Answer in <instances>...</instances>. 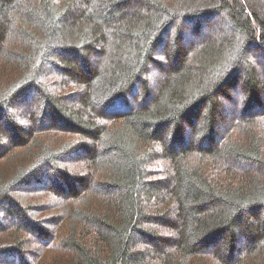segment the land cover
I'll use <instances>...</instances> for the list:
<instances>
[{
	"label": "trees",
	"instance_id": "trees-1",
	"mask_svg": "<svg viewBox=\"0 0 264 264\" xmlns=\"http://www.w3.org/2000/svg\"><path fill=\"white\" fill-rule=\"evenodd\" d=\"M0 126V264H264V0H0Z\"/></svg>",
	"mask_w": 264,
	"mask_h": 264
},
{
	"label": "rangeland",
	"instance_id": "rangeland-1",
	"mask_svg": "<svg viewBox=\"0 0 264 264\" xmlns=\"http://www.w3.org/2000/svg\"><path fill=\"white\" fill-rule=\"evenodd\" d=\"M81 7H82V4H77L75 6V9H74L73 14L75 15V13L77 12V10H79ZM124 10H126V9H124ZM238 36H240V35H238ZM187 45L188 44H186V46ZM160 51L161 50H158V52H160ZM93 62H94V60H92L91 63L94 64ZM46 70H48V69L47 68H41L39 70L40 71L39 74H41V72H45ZM146 74L149 76L148 78H146V80L149 81V82H151L154 77H157L159 75L158 71H156V69L154 68V65H150L149 70H148V72ZM259 75H260V72H259ZM259 79H261V78L259 77ZM57 80H58L57 77H56V80H54L52 76H50V75L47 76L46 77L47 88H49L50 90H53L54 89L53 86H55L54 85V82H56ZM232 91H235V89L231 90L230 92H232ZM233 94L235 95V98L237 97V95H240L239 92H237V93L236 92H233ZM153 95H155V94H153ZM126 98H127V101L129 102V105L128 106H133L134 105V102H132L130 100L131 97H129L127 95ZM113 106H116L118 108V110H120V109H124L123 107L125 105H120L118 102H114ZM256 107H257V105H255V107H253L251 109V111L253 110V113H255L256 111L260 110L259 108H256ZM109 110H113V114H115L114 107H109ZM32 111H34V108H33V101H31V100H29L28 102H27V100H25V103H22V102H20V103L12 102V105H11V108H10V113L13 116L14 120H20V123H23L24 124V125H21L24 128H28L30 126V124L28 123V120L27 119L30 118V114L32 113ZM240 114H242V113H240ZM22 116L26 117V119L23 118ZM99 121L100 122H105L100 117H99ZM258 123L261 124L260 122H258ZM259 127L261 128V125ZM263 128H264V126H263ZM3 132H4V130L2 129V126H0V133H2L3 135H7L6 132H4L5 134ZM215 134H216V132H215ZM185 135H186L185 141L190 140V138H191L190 136L191 135H190V132L187 131V129H186ZM244 138L245 137H238V139H240V140H243ZM0 140H1V138H0ZM86 145H88V143H86ZM185 145H186V143H185ZM185 145L183 144V148H184ZM78 153H79V151L77 150V154ZM159 153H162L163 154V151H161V152L159 151ZM77 154L75 155L76 156L75 163H73V162L70 163V168H71V171L72 172L75 171V170H79L80 169L79 167L82 165V161L85 159V155H82V154H78L77 155ZM9 156L10 155L7 154L6 156L3 157L2 160H0V167L3 165V160L6 159ZM162 160H163V162L160 163L159 162V159L156 156H154L153 157V161L154 162H152L151 164H153L155 167L159 168V170H161V172L164 174V177H161L158 180L163 179L165 177H168L169 179H168V181L166 183H168L171 186H173L174 185V182L171 179L172 178L171 176H173L175 174L174 171H173V168L170 165L169 160H167V157H163ZM234 163H235V165H238V166L239 165L240 166L242 165L241 162H239V161H234ZM144 166L145 165H143V167ZM96 169H98V168L96 167ZM83 172H85V171H83ZM87 176L89 177V174H87ZM51 186H52V181H49V180L48 181H45V182H40L39 184H36L35 182H31L27 186H24V187L22 186V188L27 189L28 191H30V193L26 192V193L20 194V196L22 195L21 196V199L24 200L26 206H30L31 204L38 202L40 199L45 198L46 195H47V194H44V192H36L35 189H42L43 191H45V190H48ZM64 188L67 189L66 187H64ZM29 211H30V209H29ZM33 214L35 216H38L40 214V212H33ZM176 214H178V212L177 213L176 212H171V219H173L174 222H178L177 224L179 225L180 219L178 218V216ZM158 231L161 232V233H163V234H167V235H169V236H171L172 238H175V239L177 237V236L174 235L173 232H170L169 233V230H166V229H161V230H158ZM0 237H1V234H0ZM2 238L3 239H0V240L9 239L5 235H3ZM2 243H5V244H8L9 243L8 245H13L12 243H10V241H6V242H2ZM240 243L241 242L238 241V240L235 241V248H236V250H238L237 248L239 247ZM37 247H38L37 244L31 243L26 248L29 249L31 252H35V251H37ZM234 253H237V252L234 251ZM142 255H143V253H142ZM40 257H41V260L43 258H45L44 261L46 262V264H52V263H54L51 257H54L55 259L59 258L60 262L59 263H56V264H67V262L69 261V259H61L62 255H60L59 253L52 252V251H46L45 253H39V260H40ZM212 261H213L212 259L208 258V264H212ZM40 264H41V262H40ZM216 264H220V263H217L216 262Z\"/></svg>",
	"mask_w": 264,
	"mask_h": 264
}]
</instances>
